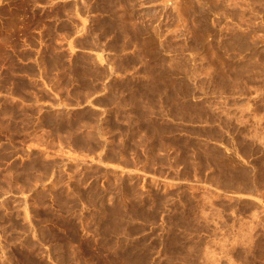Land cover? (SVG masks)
Returning <instances> with one entry per match:
<instances>
[{"label": "rangeland", "instance_id": "1", "mask_svg": "<svg viewBox=\"0 0 264 264\" xmlns=\"http://www.w3.org/2000/svg\"><path fill=\"white\" fill-rule=\"evenodd\" d=\"M50 6L38 80L0 47V264H264V0ZM77 26L130 50L97 98Z\"/></svg>", "mask_w": 264, "mask_h": 264}, {"label": "crops", "instance_id": "2", "mask_svg": "<svg viewBox=\"0 0 264 264\" xmlns=\"http://www.w3.org/2000/svg\"><path fill=\"white\" fill-rule=\"evenodd\" d=\"M24 0H0V47H2L4 53H13L15 56V62L18 66L16 70L11 72V76L14 79H25L33 82L41 77L40 68L42 64V58L39 53L40 46H47V35L44 33V25L54 20L52 11L56 8L50 6L55 0H48L47 2L39 3L38 0H30L34 2L36 6H21ZM62 1V0H56ZM41 5V6H39ZM51 13V15H48ZM38 15H43L42 23L38 20ZM90 15V14H89ZM102 16L103 14H96ZM91 16V15H90ZM70 13H63V15L57 20H69ZM85 29L77 26L74 33L70 34L65 43L64 33H60L56 39L60 42V46L69 48L73 46L77 51L87 52L92 54V61L101 67H105L106 73L102 76V90H97L96 97L105 94V87H109L110 79H114L118 73L114 69L112 64L117 56H123L130 52L127 46H123L122 49L116 50L112 47L114 40V33H108L103 38L99 39L96 32L95 37L84 33ZM89 31V28H88ZM9 38V39H8ZM79 38L80 42L70 43V40ZM33 39L35 41H33ZM15 40V44L13 42ZM17 46V47H16ZM92 58V57H91ZM8 64L0 58V73L2 69L6 68ZM34 68V70H33ZM126 74L133 73L134 70L125 71ZM129 72V73H127ZM44 73V72H43ZM1 77V76H0ZM14 84L9 86L10 91H4L0 89V94H15L12 91ZM103 108V106H101Z\"/></svg>", "mask_w": 264, "mask_h": 264}, {"label": "trees", "instance_id": "3", "mask_svg": "<svg viewBox=\"0 0 264 264\" xmlns=\"http://www.w3.org/2000/svg\"><path fill=\"white\" fill-rule=\"evenodd\" d=\"M76 55H79V56H84V57H88V59L91 61L92 58L91 56L87 53V52H83V51H77L76 52ZM97 93V90L93 91L92 94H96ZM97 98V97H96Z\"/></svg>", "mask_w": 264, "mask_h": 264}]
</instances>
